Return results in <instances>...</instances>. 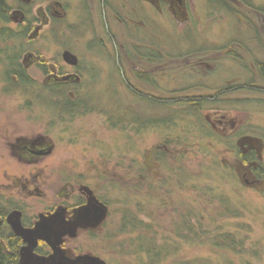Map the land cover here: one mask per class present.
Instances as JSON below:
<instances>
[{"label": "rangeland", "instance_id": "rangeland-1", "mask_svg": "<svg viewBox=\"0 0 264 264\" xmlns=\"http://www.w3.org/2000/svg\"><path fill=\"white\" fill-rule=\"evenodd\" d=\"M3 1L0 29L22 30L13 18L21 9L31 21L17 50L32 84L6 80L0 53V206H19L27 220L69 222L55 246L67 262L264 264V146L257 187L241 177L236 153L225 152L226 141L235 149L245 134L264 141V0H221L225 8L207 0ZM146 49L163 65L141 61ZM53 84L65 85L63 96L40 89ZM66 98L85 101L88 112H68ZM130 116L163 124L124 127ZM38 141L49 154L15 150ZM66 183L75 193L63 203ZM85 189L107 205L94 228L75 222ZM124 214L143 224L123 228ZM144 245L159 256L149 259Z\"/></svg>", "mask_w": 264, "mask_h": 264}, {"label": "flooded vegetation", "instance_id": "flooded-vegetation-1", "mask_svg": "<svg viewBox=\"0 0 264 264\" xmlns=\"http://www.w3.org/2000/svg\"><path fill=\"white\" fill-rule=\"evenodd\" d=\"M25 1L29 2V0ZM152 1L156 2L158 0ZM159 1L167 2L165 0ZM52 5L54 7V12L60 13V4L58 2H54ZM7 9L8 7L4 4V1L0 0V18L4 21H7V18L5 17ZM25 12V10L23 11V9H21L13 15V18L16 17L18 20L24 21L25 24H23V27L21 28L22 30L14 34L12 31L6 30L7 28H2L0 29V41L12 39L18 40L20 37L24 38V30L28 32L31 23V21H28ZM42 19V21L46 22V15L42 14ZM19 40L16 46H6L5 49L0 47V53L5 54L2 61L5 60L6 68H11L12 70L20 69L23 71V65L20 61L22 51L20 49L19 51L17 50L18 47L21 46L20 43L22 42ZM64 54L67 55V59L64 58ZM9 55L10 59H12V63H7ZM62 58L74 69L77 68V60L71 57L70 54L64 52ZM261 67L263 72V64ZM16 81L18 84H22L18 80ZM28 81L32 84V81L29 78ZM262 136L264 137V134H262ZM255 141V144L259 143L258 146H253ZM226 146L229 148H225V152L236 153V166L239 168L241 177H245L244 181L249 183L251 186H259L258 184L260 183V180L258 178V172H262V170H260L261 168L255 159L257 156L259 157L261 155L260 152L262 151V148L259 150L258 147H263L264 141L245 134L234 144L235 149L232 148L230 141H226ZM16 147L17 148H15V150L24 151L35 156L46 155L45 152L51 149L50 146H47L39 141L35 144L32 142H24ZM30 186L31 184L29 182L21 183V188L25 191L29 190L28 188ZM74 193L75 187L70 183H66L58 192L57 197L62 198L64 201L63 203H66L74 198ZM83 193L86 196V200L84 201L80 199L74 203L76 210L75 222L84 228L97 227L107 216V205L90 190L85 189ZM6 207L7 206L3 205L0 206V247L3 248V250H6L13 239L14 245L17 247L18 251L15 264H59L60 262H64L65 264H83L82 260L67 262L59 256V253L55 248L56 240L58 239L59 234H67L71 232L72 229L69 222L61 216L49 217L43 215L27 220L24 212L19 208V206H15L11 209ZM96 210H98L97 212L102 211L103 213V218L98 222H94ZM48 212L50 211L45 210L43 213L47 214Z\"/></svg>", "mask_w": 264, "mask_h": 264}, {"label": "trees", "instance_id": "trees-1", "mask_svg": "<svg viewBox=\"0 0 264 264\" xmlns=\"http://www.w3.org/2000/svg\"><path fill=\"white\" fill-rule=\"evenodd\" d=\"M207 1H208L210 6H215V5H212L213 3H215L216 5H218L217 8H220V7L225 8L226 7L225 5L220 3V2H223L221 0H207ZM26 33H27V31L24 30V37L26 36ZM106 34H107V32H106ZM137 55H138V57L141 58V61H145L148 64H150V62H153V63L157 62L158 65H163V63H164V59L161 57V55L159 53L155 52L153 49L152 50L146 49L145 52L143 50H140L137 53ZM10 62L12 63V59H10V55H9V57L7 58V63H10ZM152 65L155 66L154 64H152ZM135 74H136V77L140 80H146L147 79L146 78L147 75L143 74L140 71L136 72ZM10 76H16L17 80L22 83L19 85H21L23 87H27L28 85H31L30 81H28V77L25 73V70H23V71L20 69L12 70L11 68L10 69L7 68L5 70L6 80H8L10 78ZM64 86L65 85H62V84H53L51 86H41L40 89H42V92L46 93V94L56 93V95L62 94V96H63V93L65 92ZM80 102L84 103L85 101L78 99L76 101L74 100L71 102L69 98H66L65 100H63L62 104L64 105V107L66 109L68 108L67 111L71 112V113L76 111L78 108L80 109V106H82V111L88 112V109H86L87 105H85V104L81 105ZM187 104H188L187 106H189V109L193 108L194 110L201 111V108H202V106H201L202 102L201 101H198V103L190 101V102H187ZM73 115L74 114H70V116H73ZM128 120L129 121L127 122V124L124 127H126L127 125L132 126V124H135V123L138 124V127L148 126V125L154 124V121H158L159 119H153L152 118L151 120L150 119L140 120L139 117L134 118V117L130 116V118H128ZM158 123L163 124L162 119L159 120ZM120 126L122 127L123 125H120ZM138 223L143 224V222L141 220H138L137 218H134L133 216H129L127 214H124L121 218V226L123 228L130 226L132 228V231L139 229ZM175 235L177 236L178 234L175 233ZM144 250L146 251V254L148 255L149 259H154L157 256H159V253L156 254V252H154V250L151 248L150 245L149 246L144 245L142 251L145 252ZM17 255H18L17 247H15L14 241L12 239L10 242V245L8 246V248L6 250H3V248L0 247V264H15V261L17 259Z\"/></svg>", "mask_w": 264, "mask_h": 264}, {"label": "water", "instance_id": "water-1", "mask_svg": "<svg viewBox=\"0 0 264 264\" xmlns=\"http://www.w3.org/2000/svg\"><path fill=\"white\" fill-rule=\"evenodd\" d=\"M167 2H170V3H176L177 5L179 6H182L183 5V1L182 0H165ZM64 58L67 59V55L64 54ZM51 151V149H49L48 151H46L45 153L46 154H49ZM98 210H96V217L94 219V222H98L100 221L102 218H103V213L102 211L100 212H97ZM59 264H65L64 262H60Z\"/></svg>", "mask_w": 264, "mask_h": 264}]
</instances>
